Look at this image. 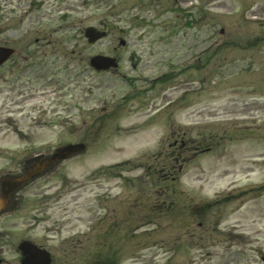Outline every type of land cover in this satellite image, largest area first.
<instances>
[{
  "label": "rangeland",
  "instance_id": "1",
  "mask_svg": "<svg viewBox=\"0 0 264 264\" xmlns=\"http://www.w3.org/2000/svg\"><path fill=\"white\" fill-rule=\"evenodd\" d=\"M91 26L109 37L90 45ZM6 45L18 55L0 70V178L87 145L22 193L52 202L35 241L66 264H264V0H0ZM100 54L119 70H92ZM33 82L48 94L23 102ZM209 139L211 152L175 164L180 180L155 172L176 141ZM163 185L176 202L164 218L153 214ZM29 235H11L0 258L18 264Z\"/></svg>",
  "mask_w": 264,
  "mask_h": 264
},
{
  "label": "water",
  "instance_id": "2",
  "mask_svg": "<svg viewBox=\"0 0 264 264\" xmlns=\"http://www.w3.org/2000/svg\"><path fill=\"white\" fill-rule=\"evenodd\" d=\"M106 36L105 33L97 32L94 28H90L87 30V37L89 38L90 42H96L97 40L103 38ZM11 54V51L1 49L0 50V64ZM91 64L96 67L97 69H109L110 67H116L117 64H114V60L106 57H95L92 59ZM86 150V147L84 145H70L65 148H62L58 150V152L46 159L42 164L41 168H44L48 166L51 163H54L56 161H63L64 159H67L73 155L82 153ZM16 181L12 180L10 185H15Z\"/></svg>",
  "mask_w": 264,
  "mask_h": 264
},
{
  "label": "flooded vegetation",
  "instance_id": "3",
  "mask_svg": "<svg viewBox=\"0 0 264 264\" xmlns=\"http://www.w3.org/2000/svg\"><path fill=\"white\" fill-rule=\"evenodd\" d=\"M35 84H33V87H35ZM36 98H37V95L33 94V100ZM40 202H42V204L34 205L35 210L33 211V195L31 196L17 195L13 199L9 209H10V212H16L19 210L23 211V214L22 216H20V221H19L23 226H26V225L28 226L30 224H33V219L35 222H38V224H41L42 222H44L43 218L41 217H45V214L47 213V207H46V201H40ZM165 203H166L165 200H163L162 206H165ZM25 209H30V211H27ZM33 213H34V216H33ZM30 229H33V228H30ZM0 251H1V248H0ZM21 261L22 260H19V262ZM2 263L3 261L0 260V264ZM52 264H66V261L64 260L63 257L53 258Z\"/></svg>",
  "mask_w": 264,
  "mask_h": 264
}]
</instances>
